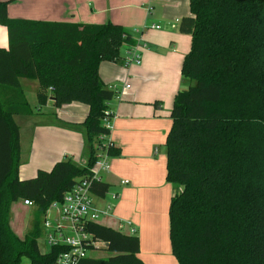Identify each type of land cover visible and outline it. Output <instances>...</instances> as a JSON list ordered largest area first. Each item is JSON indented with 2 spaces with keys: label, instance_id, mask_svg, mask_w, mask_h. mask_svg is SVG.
Wrapping results in <instances>:
<instances>
[{
  "label": "trees",
  "instance_id": "obj_1",
  "mask_svg": "<svg viewBox=\"0 0 264 264\" xmlns=\"http://www.w3.org/2000/svg\"><path fill=\"white\" fill-rule=\"evenodd\" d=\"M0 1V264H55L69 249L41 252L39 223L23 239L10 227V208L27 200L40 214L61 202L74 184L91 176L101 152L119 155L107 142L115 93L98 74L102 62H119L123 46H135L121 26L10 19ZM190 16L178 32L190 36L181 64L183 86L173 99L165 136V180L171 253L178 264H264V0H189ZM20 79L38 81L37 106L88 107L83 123L84 164L71 158L49 171L19 179V128L15 116H31ZM110 186L93 182L104 198ZM84 230L108 257L78 264H144L138 237L94 222ZM96 251L97 248L89 247Z\"/></svg>",
  "mask_w": 264,
  "mask_h": 264
},
{
  "label": "crops",
  "instance_id": "obj_2",
  "mask_svg": "<svg viewBox=\"0 0 264 264\" xmlns=\"http://www.w3.org/2000/svg\"><path fill=\"white\" fill-rule=\"evenodd\" d=\"M7 14L10 19L43 22H110L121 26L142 47L139 65H123L121 59L127 51L123 46L119 62H102L98 67L104 85L114 88L115 96L108 103L112 128L107 142L119 155L111 157L108 171L100 174V181L110 186L108 194L104 198L92 195V201L100 212L112 205L99 223L115 230L123 224L121 232L125 234L130 228L135 230L138 257L144 264H178L169 241L172 187L165 180L164 142L173 99L180 88L182 60L190 49V36L178 32L181 18L190 16L189 0H14ZM7 46V32L0 25V48ZM20 86L28 99L36 95L38 81L20 79ZM33 108L31 116H21L25 118L20 122L24 136L15 120L18 116L14 117L19 128V179L32 178L37 170L49 171L65 158L83 160L87 147L80 126L88 113L86 105L71 103L55 108L48 101L42 109ZM124 181L127 183L122 184ZM21 205L31 207L23 201ZM9 224L11 227V218ZM13 226L17 230L16 224ZM102 247L98 244L96 251H103ZM105 257L108 254L93 256Z\"/></svg>",
  "mask_w": 264,
  "mask_h": 264
},
{
  "label": "built area",
  "instance_id": "obj_3",
  "mask_svg": "<svg viewBox=\"0 0 264 264\" xmlns=\"http://www.w3.org/2000/svg\"><path fill=\"white\" fill-rule=\"evenodd\" d=\"M158 29L159 27H152ZM138 44L127 46L126 53L121 59L124 66L139 65L141 63L140 49ZM128 88V86H126ZM114 90L113 87L109 88ZM106 129L111 131V119L105 117L103 120ZM106 144L101 146V152L97 155V161L92 170L91 176L78 180L67 193L64 194L61 202L52 203L45 212L55 213V220L50 222L44 219L43 225V242L49 249L51 247L65 246L68 252L60 254L55 264H78L80 260L89 256L91 250L89 247L97 248L98 242L84 230L86 222L97 223L103 214L111 211L112 205H107L105 212H100L93 204L90 186L93 182L100 181V174L108 171L109 158L105 152ZM127 181L122 182L126 184ZM116 199L117 196H112ZM25 206H32V203L23 200ZM48 213V214H49ZM127 225H130L129 223ZM123 224H119L118 230L121 232ZM135 233L133 228L129 229L128 234ZM28 264V263H25Z\"/></svg>",
  "mask_w": 264,
  "mask_h": 264
},
{
  "label": "rangeland",
  "instance_id": "obj_4",
  "mask_svg": "<svg viewBox=\"0 0 264 264\" xmlns=\"http://www.w3.org/2000/svg\"><path fill=\"white\" fill-rule=\"evenodd\" d=\"M179 87H180L179 89L183 88V86L181 84ZM27 97H28L27 101L29 103H33L35 105V107L33 108L30 104V106L33 108V110L39 109V107L37 106V103H36V95H34V96L29 95ZM42 108L43 107H40V109H42ZM24 119L25 118H23L21 116L15 117V120L18 123V126L20 127V133H22L23 136H24V132L21 130L23 129L24 126H22L20 122H22ZM157 148H158V146H157ZM85 156L83 157V160L76 161V163L77 164H84V162L86 160ZM109 162H110V160H109ZM21 202H22L21 200H18L17 202L12 203V206L10 208L11 227L15 231L14 233L18 237L20 235H21L20 237H22L24 235L23 233L29 232V230L31 229V226L36 224V223H39L40 224L39 227L42 228V230H43L42 223L44 222V219H46L50 222H53L55 220V213L54 212L49 213L50 211H55V210H49L48 212H45L44 214H40L37 207H35V206H31L29 208L24 207L23 205H21ZM55 212H57V211H55ZM97 222L99 223V221H97ZM15 224L17 226V228H16L17 230H15V228L13 226ZM99 224L104 225L102 223H99ZM104 226H106V225H104ZM22 239H23V237H22ZM38 242H39L40 250L46 252L48 250V248L44 245L43 234L40 236ZM99 246H101V245H99ZM89 254L91 257H93V256L103 257L107 253L105 251L100 250V251H91Z\"/></svg>",
  "mask_w": 264,
  "mask_h": 264
}]
</instances>
